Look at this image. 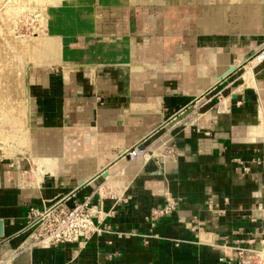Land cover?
<instances>
[{"label":"crops","instance_id":"crops-1","mask_svg":"<svg viewBox=\"0 0 264 264\" xmlns=\"http://www.w3.org/2000/svg\"><path fill=\"white\" fill-rule=\"evenodd\" d=\"M58 6V54L31 63L28 76L29 144L54 164L24 185L0 162V256H15L12 264H239V252L255 260L264 234V61L250 58L264 48V0ZM140 142L151 165L120 156ZM86 196L112 232L29 247L31 206ZM171 197L176 210L152 225L151 212Z\"/></svg>","mask_w":264,"mask_h":264},{"label":"rangeland","instance_id":"rangeland-1","mask_svg":"<svg viewBox=\"0 0 264 264\" xmlns=\"http://www.w3.org/2000/svg\"><path fill=\"white\" fill-rule=\"evenodd\" d=\"M54 1L55 0H37L27 2L25 0H0V67L6 72L8 78L12 77L14 71L18 75H24V80L27 78L28 81L30 64L35 61L33 59L31 60L29 54L21 51L20 48L22 47L20 45L27 48L38 44L39 41H42L44 38L46 39L48 35H51L52 28L50 24L52 14L50 10L56 5L53 4L55 3ZM11 4L13 5L11 6ZM9 6L13 9V13L10 14V20L7 19V15H4V12L7 11L6 8H9ZM26 56L28 57L27 60ZM247 61L248 60H245L244 62ZM252 65H256V63H252ZM250 69L249 66L245 73L246 78L251 77V73L253 77V72ZM1 82L2 80H0V83ZM9 84L12 85V82H9ZM28 100L29 103L25 105V108L26 112L29 113L31 104L30 96ZM223 101H225L224 105H226V100L224 99ZM26 121L27 123L25 127H28L29 120L27 119ZM0 128L8 134L7 137H0V162L10 166L11 169L15 168L18 175L17 179H19L20 182L21 174L23 172H27L28 181L25 184L31 181H36V171H38L39 166L31 156L34 155L32 154L31 145H21L18 143V138L16 139L14 135L10 134V124L1 117ZM27 131L28 136L30 135V141V128H28ZM4 148H9L11 155L6 154ZM30 170H32V174L30 173ZM259 247L255 248L258 255H254V261H262L259 264H264V252Z\"/></svg>","mask_w":264,"mask_h":264},{"label":"built area","instance_id":"built-area-1","mask_svg":"<svg viewBox=\"0 0 264 264\" xmlns=\"http://www.w3.org/2000/svg\"><path fill=\"white\" fill-rule=\"evenodd\" d=\"M264 61V48L256 52L250 58V62L259 64ZM144 146V148H141ZM121 157L130 161L140 158H151L148 154V147L142 142L132 148L123 151ZM63 197L50 204L41 207L31 206L27 214L26 230L29 232L31 241L29 247H53L67 242H84L92 238L95 234L102 232H112L111 226L103 223L97 216L98 207L93 204L92 196H86L82 200H74L72 205H67V199ZM177 208V201L171 197L158 209L151 212L149 220L154 225L156 220L173 213ZM118 235H132V232H115ZM264 233V232H263ZM152 234L145 235V241L152 237ZM261 244L264 245V234ZM242 251V250H240ZM253 251L251 250V253ZM239 264H259L260 261H254V258H245L242 252H239ZM255 255L257 253L255 252ZM15 257V256H14ZM13 256L2 258L0 264H12Z\"/></svg>","mask_w":264,"mask_h":264},{"label":"bare ground","instance_id":"bare-ground-1","mask_svg":"<svg viewBox=\"0 0 264 264\" xmlns=\"http://www.w3.org/2000/svg\"><path fill=\"white\" fill-rule=\"evenodd\" d=\"M25 1L28 2V1H37V0H25ZM39 1H43V0H39ZM56 1L57 0H55L54 1L55 3H53L56 5H54L50 10L52 14V20L50 24L52 28L51 35H48L46 39L44 38L42 41H39L38 44L32 45L27 48L25 46L20 45L22 47L20 48L21 51L29 54L31 57V60L33 59L35 62H38V63H42V61L49 62L47 60L55 57L58 54V51L60 48V43H59L60 37L56 32V19L59 15V6L57 3L59 0L57 2ZM66 1L67 2L69 1L72 4H75L80 0H66ZM12 5L13 4H11V6ZM11 6H9V8H6L7 11L4 12L5 13L4 15H7L8 17L7 19L9 20L11 18L10 14L13 13V9H11ZM86 12H89V11H86ZM89 15H90L89 13H86V16H89ZM81 38H83V36ZM27 58L28 57L26 56V60ZM0 80H2V82L0 83V117L3 120H6L7 123L10 124V129H11L10 134L14 135L16 139L18 138V143H20L21 145H30L29 144L30 135L28 136L27 134L28 132L27 130L30 125L28 127H25L27 123L26 120L27 119L29 120V113L26 112V108H25V105L29 103V100H28L29 99V89H28L27 78H25L24 80V75H18L14 71H13L12 77L8 78V76L6 75V72L3 71L0 67ZM9 82H12V85H10ZM224 104L222 103L223 107L225 106ZM1 136L7 137L8 134L5 133L3 129L0 128V137ZM4 150L6 154L11 155L9 148H4ZM32 154H34V155H31L32 158L34 159L36 164L39 166L38 175H39V178H41L43 175L47 174L49 170H52V166L54 164L53 162L54 158L45 156L41 153H37V151L34 150V148H32ZM45 165L47 166V169H45L44 167ZM27 181H28L27 172H23L21 174V182L22 184L25 185ZM259 248H261L264 252V245H260Z\"/></svg>","mask_w":264,"mask_h":264},{"label":"water","instance_id":"water-1","mask_svg":"<svg viewBox=\"0 0 264 264\" xmlns=\"http://www.w3.org/2000/svg\"><path fill=\"white\" fill-rule=\"evenodd\" d=\"M235 70H237V67L235 65H232L229 67V69L226 71V73L222 76V78H220V80L224 79L225 77H227L228 75H230L232 72H234ZM141 148H144V146H142ZM154 160H152V158H150L147 161V166L151 165L153 163Z\"/></svg>","mask_w":264,"mask_h":264}]
</instances>
